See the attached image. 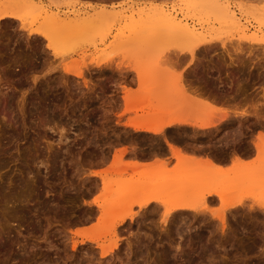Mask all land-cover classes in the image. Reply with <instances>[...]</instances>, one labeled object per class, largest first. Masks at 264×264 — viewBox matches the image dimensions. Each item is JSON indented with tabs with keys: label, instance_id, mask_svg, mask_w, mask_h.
<instances>
[{
	"label": "rangeland",
	"instance_id": "374dc122",
	"mask_svg": "<svg viewBox=\"0 0 264 264\" xmlns=\"http://www.w3.org/2000/svg\"><path fill=\"white\" fill-rule=\"evenodd\" d=\"M12 1L0 0V11ZM95 1L37 0L63 18H82L67 26L43 24L38 12L12 7L24 21L0 22V264H264V166L255 149L264 121L251 106L264 102V0H228L238 24L218 22L206 0L190 8L183 0ZM151 3L175 7L205 42L191 54L189 41L163 36L157 20L131 18L136 4ZM101 7L120 16L94 19ZM86 17L94 22L83 23ZM28 28L47 30L51 43ZM138 63L148 69L142 80L134 70ZM79 70L83 76L71 73ZM241 71L248 79L243 85ZM155 107L173 109L174 117L190 124L216 126L157 136L123 125L142 121ZM158 114L168 117L166 111ZM165 139L207 144V156H224L231 164L186 166L196 178L189 189L153 181L135 192L141 175L172 179L182 173L178 162L171 167ZM237 153L246 165L236 162ZM140 156L156 161L144 165ZM93 170L101 176H92ZM123 188L128 193L120 198ZM209 189L219 190L222 199L204 200ZM151 195L184 199L200 212L165 218L162 205H137ZM95 200L97 205L88 203ZM230 202L238 205L223 210ZM127 212L135 213L133 219L115 227ZM257 235L262 239L256 246ZM116 239L118 247L102 260L99 245Z\"/></svg>",
	"mask_w": 264,
	"mask_h": 264
},
{
	"label": "bare ground",
	"instance_id": "6f19581e",
	"mask_svg": "<svg viewBox=\"0 0 264 264\" xmlns=\"http://www.w3.org/2000/svg\"><path fill=\"white\" fill-rule=\"evenodd\" d=\"M156 1V0H155ZM206 4L209 6V8L211 10H213L216 14V17L218 20V22H224V23H234V24H238L241 22L240 17H238L237 14V10L235 11L234 9H232L231 4L228 2V0H206ZM183 2L185 3L184 5H186V8H190L192 7V5L194 6L195 3L197 2V0H183ZM157 4V3H155ZM155 4H136L139 7V10L136 13H133L131 18L134 21H138L141 18H145L146 21H155L157 20L160 24H161V28L163 30L162 34L165 37H179L183 40H187L189 41L188 43H185V45L188 46V50L190 51L191 54L194 53L195 49L197 48L201 42H205V38L204 36H202V32L195 26L192 25L190 23V21L184 17V16H180V13H178V10L175 9V7H170L167 4L163 5V4H159V5H155ZM183 5V6H184ZM10 6L12 8H20L21 11L24 12H28V13H32V12H38V15L40 16V18H42V23L43 24H59L58 26H63V25H69L70 23L74 24V22H82V18L80 16H76L73 17L71 19H66L63 18L57 11H50L49 9L43 7L39 2H37V0H13L10 3ZM173 6V5H172ZM198 6V5H197ZM3 7V6H2ZM11 7L1 10L0 11V22L2 20H5L7 18H11L14 20H18L20 22L24 21V17L22 15V12H18L16 10H13ZM179 8V7H178ZM96 10V9H95ZM196 12V11H195ZM64 14V13H63ZM26 16V15H25ZM94 15L91 16V19ZM120 16L118 13H114V12H110V10L101 7L100 10H98L95 14V16L93 17L94 19L98 18V19H103V18H115ZM89 17V16H88ZM85 19V18H84ZM83 19V20H84ZM87 19V17H86ZM90 19V20H91ZM93 19V22H94ZM97 19V20H98ZM216 19V21H217ZM89 18L84 22H89L90 21ZM96 21V20H95ZM92 22V20H91ZM92 22V23H93ZM98 22V21H96ZM109 22V21H108ZM76 23V24H77ZM91 23V24H92ZM75 24V26H76ZM66 25V26H67ZM97 25V24H96ZM140 25V24H139ZM28 32L30 34H35V35H39L42 36L43 38H45L47 41H49L51 43L52 40V35L50 32H48L45 29H39V28H28L27 29ZM86 31V30H84ZM37 37V36H36ZM207 41V40H206ZM212 43V42H211ZM213 45V44H211ZM120 46V45H119ZM214 46V45H213ZM212 46V47H213ZM202 49V48H200ZM209 49V48H208ZM216 52H214L213 54H215ZM149 55V54H148ZM216 55V54H215ZM229 57L230 54L228 53ZM140 56V55H139ZM213 56V55H212ZM218 56V55H217ZM146 58L142 57H137L138 59L143 58L147 60V56H145ZM232 57V56H231ZM137 59V61H138ZM148 59L150 60L151 57ZM161 59V58H160ZM231 61H233L232 58H230ZM139 62V61H138ZM140 63V62H139ZM135 64L134 65V70L137 72L138 77L140 80L143 79L144 76L148 75V69L144 68L142 65L140 64ZM99 64V63H98ZM233 64V62H232ZM235 64V62H234ZM231 65V64H230ZM229 65V66H230ZM209 67V66H208ZM235 67V66H234ZM168 68V67H167ZM196 68V67H195ZM211 68V67H210ZM123 70V69H121ZM192 70V69H191ZM212 70V69H211ZM151 71V70H149ZM71 72V71H69ZM122 72V71H121ZM74 73L75 75L77 74L78 76H83V72H71ZM179 81H182V76L179 75L178 76ZM193 78V77H192ZM91 80V79H90ZM196 80V79H195ZM200 80V78H199ZM203 80V79H202ZM198 82V81H197ZM220 82V81H219ZM215 83V82H214ZM88 84V83H87ZM218 85V84H217ZM220 85V84H219ZM216 86V85H215ZM89 87V86H88ZM92 87V86H91ZM93 88V87H92ZM217 90V89H216ZM218 92V91H217ZM146 94V93H145ZM148 95V94H147ZM146 97V96H145ZM222 97V96H221ZM161 101L167 102L169 101V99H159ZM133 108V107H132ZM130 107V109H132ZM136 108V107H135ZM129 109V108H128ZM134 109V108H133ZM138 110V109H137ZM136 110V111H137ZM175 110V109H174ZM166 111V113L168 114V117H164L165 119H163L162 117H158V115L160 116V114H158L159 112H163ZM173 109H169V108H165V107H155L152 111H148V114L145 118H142V121L136 122V121H132L131 125L138 130H143V131H148V132H152L155 134H160L165 132V130L168 127H171L172 125L176 124V123H191L189 120L187 119H183V118H176L174 117L170 112H172ZM226 115H224L225 117L227 116V111L225 113ZM162 116V115H161ZM137 120V119H136ZM138 121V120H137ZM151 122V124L149 123ZM199 127H208L211 124H214L213 122H207V121H196L195 122ZM177 125V124H176ZM214 131V130H213ZM211 132V131H210ZM207 134V133H206ZM167 138V137H166ZM173 138V137H172ZM185 141V140H184ZM166 145L170 148L172 154L174 155V157L177 158L178 160V164H180L181 167H184L181 171L182 173L177 174L176 176H174L172 179L170 177H156L154 175H141V177L138 180H135L134 185V191L138 192L139 186L142 185L144 182H153L156 181L157 183H173L174 186H180L183 189H189L191 187V185L193 183H196V178L193 174L194 168H190L191 165H198L199 162H197V160L194 157H190L188 155L182 154L181 149L177 146V144H174L173 142L165 139ZM256 144V150H257V156L261 157L262 162H260L261 165L264 166V133L261 131L259 133V137ZM190 145V144H189ZM207 145V144H206ZM163 146V145H162ZM191 146V145H190ZM133 147V146H132ZM195 147V145L193 146ZM192 147V148H193ZM212 147V145H211ZM218 147V145H217ZM196 148V147H195ZM202 148V146H201ZM165 150V148H163ZM194 149V148H193ZM218 149H220V147H218ZM126 149H122L121 151H119L120 153L118 154V156L115 158L116 162L117 159L118 161H122V157L123 154L125 153ZM134 150V149H133ZM201 150V149H200ZM132 151V148H131ZM130 151V152H131ZM155 151V150H154ZM160 151V150H159ZM194 151V150H193ZM216 151V150H215ZM134 152V151H133ZM167 152V151H166ZM214 152V151H213ZM162 153V152H161ZM168 153V152H167ZM207 153V152H206ZM212 153V152H211ZM216 153V152H215ZM234 153V152H233ZM236 153V152H235ZM132 154V153H131ZM194 154V153H193ZM214 154V153H213ZM217 154V153H216ZM220 154V153H219ZM218 154V155H219ZM239 154V155H238ZM241 153H237L234 158L236 160L237 163H239L240 165H246V163H244L242 161V155H240ZM246 154V153H244ZM135 155V154H134ZM165 155V154H164ZM230 155V154H229ZM251 155V154H250ZM137 156V155H136ZM143 156V155H142ZM158 155H156L157 157ZM197 156V155H196ZM210 154L209 156H207V158L205 157L204 159L207 162V165H210L209 167L216 166V163L218 162L219 158L217 155L215 157V155H212L211 157L214 158H210ZM134 157V156H133ZM139 157V156H138ZM137 157V159H138ZM160 157V156H159ZM218 157V159H217ZM132 158V157H130ZM135 158V157H134ZM161 158V157H160ZM202 158V157H201ZM224 158V156H223ZM222 158V159H223ZM227 158V157H226ZM140 159V158H139ZM145 159V158H144ZM203 159V158H202ZM217 159V162H216ZM230 159V158H229ZM204 160V162H205ZM225 160V159H223ZM223 160L221 162H223ZM160 161V160H159ZM227 161V160H226ZM220 162V163H221ZM219 163V162H218ZM171 164V163H170ZM131 165L133 166H138L137 162L132 163ZM190 165L189 168H187ZM187 166V167H186ZM260 166V165H259ZM256 167V166H254ZM252 169V168H251ZM180 170L178 172H181ZM92 176H101L102 172L99 170H93L92 172ZM154 176V177H153ZM143 181V182H141ZM171 181V182H170ZM139 184V185H138ZM130 192V191H129ZM128 193V189H122L119 193V197L122 198L124 197L126 194ZM210 197H213L212 199H214V197H219L220 199H222L223 194L217 190V189H209L205 194H203V199H209ZM211 200V198H210ZM136 202V201H135ZM89 204H98L97 201H92V202H88ZM137 205L140 208H147L150 207L152 205V203L155 204H159L164 206V216L169 217L171 215H174L176 213L179 212H184V211H198V206L196 204L193 203H189L188 201L184 200V199H176V200H172V201H166V200H162L160 198H158L157 196H146L144 198L138 199L137 200ZM242 204V203H241ZM240 204V205H241ZM238 205L237 202H230V203H226L225 207L223 210H225L226 208H231V207H236ZM156 206V205H155ZM157 207V206H156ZM254 207V206H253ZM92 209V208H91ZM203 209V208H202ZM259 210V209H258ZM226 211V210H225ZM94 212V211H93ZM200 211H198L199 213ZM204 212V211H203ZM202 212V214H203ZM224 212V211H223ZM197 213V214H198ZM135 216L134 212H127L124 213L123 215H121L114 223V226L117 227L118 225L123 224L127 219H133V217ZM173 217V216H172ZM217 217L219 219L222 220V222L224 221V215L220 214L217 215ZM136 220V219H135ZM138 222V221H137ZM140 222V221H139ZM224 225V224H223ZM165 231V230H164ZM75 234L79 235L80 232L79 231H75ZM138 235V234H137ZM136 235V238H138L139 236ZM101 237V236H100ZM87 239L91 242H96L97 244L99 243V239L96 237H87ZM115 239V238H114ZM118 240L116 239L114 243H112L109 246H104V245H99V247L101 248V258L102 260L107 259L108 255H110L117 247H118ZM138 240V239H136ZM134 242V240H132ZM132 241H130L132 243ZM74 247H76V244L73 245ZM179 249V248H178ZM116 252V251H115ZM112 256V255H111ZM110 260V259H109ZM109 262V261H108Z\"/></svg>",
	"mask_w": 264,
	"mask_h": 264
},
{
	"label": "crops",
	"instance_id": "0c3cea01",
	"mask_svg": "<svg viewBox=\"0 0 264 264\" xmlns=\"http://www.w3.org/2000/svg\"><path fill=\"white\" fill-rule=\"evenodd\" d=\"M87 2H92L93 4H98L95 0L94 1H90V0H87ZM136 76V75H135ZM177 124V125H176ZM176 124H174V125H172L171 127H168L166 130L167 131H169V130H171V129H174V128H184V127H189V128H191V129H193L194 131H199V132H207V131H209V130H212L213 128H215V126L216 125H214V126H211V127H199V126H197V125H194V124H190V123H176ZM123 125L125 126V127H127V129H130V130H132V131H138V132H142V130H137V129H135L132 125H129V124H126V123H123ZM154 135H157V136H159V135H161V134H155V133H153ZM178 144V147L181 149V152L183 153V154H185V155H188V156H190V157H194L196 160H197V162H199V163H202V162H204V158L206 157L207 158V154L206 153H204L203 151L205 150V148L202 146V148H201V146H199V147H193L192 145L190 146V145H188V144H186V143H184V142H178L177 143ZM194 149H193V148ZM200 149H202V150H200ZM167 150V152H168V157H169V159L171 160V167H173V166H175L176 164H177V162H178V160H177V158L176 157H174V155L172 154V152H171V150H170V148L169 149H166ZM193 150H195V151H193ZM194 153V154H193ZM197 155V156H196ZM205 156V157H204ZM203 159H202V158ZM140 158H142V160L140 159L139 161L141 162V163H143L144 165H150V164H152V163H154L155 161H156V158H145V159H143V157H141L140 156ZM218 159V158H217ZM217 159H216V162H217ZM159 160H163L162 158H159ZM223 159H221V161H222ZM206 161V160H205ZM220 161V159H218V162L216 163L217 165H220V166H222V167H226V166H229L231 163H228V162H226V160H223V162H221ZM221 162V163H220ZM211 199L213 198V197H210ZM209 198V199H210Z\"/></svg>",
	"mask_w": 264,
	"mask_h": 264
},
{
	"label": "flooded vegetation",
	"instance_id": "af4514ba",
	"mask_svg": "<svg viewBox=\"0 0 264 264\" xmlns=\"http://www.w3.org/2000/svg\"><path fill=\"white\" fill-rule=\"evenodd\" d=\"M247 81H248V79H247V77H245V72L244 71H241L240 72V84L243 85V84L247 83ZM258 87L259 86H257V85L254 87V92H255L254 93V95H255L254 97H256V99H259V97H260L259 96L260 95L259 94V91L260 90L257 89ZM262 95L264 97V94H262ZM263 104H264V102L256 101V102L252 103V105H251L254 108V110H253L254 115L259 118V121L260 120L264 121V112H263L264 105ZM259 131L260 130H257L256 133H258ZM163 143L164 144H163L162 148L169 149V147L166 145V142L164 140H163ZM195 145H197V146H203L205 149L207 148V145H200V144H195ZM255 149H256V144H255ZM261 239H262L261 236H259V235L256 236V246H257V244L260 243Z\"/></svg>",
	"mask_w": 264,
	"mask_h": 264
},
{
	"label": "snow or ice",
	"instance_id": "6c2138e0",
	"mask_svg": "<svg viewBox=\"0 0 264 264\" xmlns=\"http://www.w3.org/2000/svg\"><path fill=\"white\" fill-rule=\"evenodd\" d=\"M261 208L264 209V203L261 204ZM159 211V210H158ZM261 255H264V249L261 251Z\"/></svg>",
	"mask_w": 264,
	"mask_h": 264
}]
</instances>
